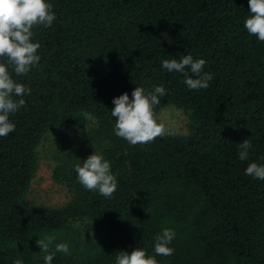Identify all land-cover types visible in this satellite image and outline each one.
Listing matches in <instances>:
<instances>
[{
  "label": "trees",
  "instance_id": "obj_1",
  "mask_svg": "<svg viewBox=\"0 0 264 264\" xmlns=\"http://www.w3.org/2000/svg\"><path fill=\"white\" fill-rule=\"evenodd\" d=\"M46 2L56 20L32 29L39 65L23 76L8 69L30 94L10 115L15 131L0 138V264H45L37 241L48 236L51 264H115L137 248L158 264H264V181L245 175L249 163L264 164V42L244 27L248 0ZM187 54L206 61L207 89L189 90L161 66ZM160 85L157 119L172 103L186 111L188 133L135 146L117 137L113 99ZM66 125L89 126L81 147L110 161L117 191H88L59 163L53 176L68 201L29 203L36 148ZM246 139L252 148L241 161ZM164 228L176 233L168 257L154 252ZM60 243L70 255L55 251Z\"/></svg>",
  "mask_w": 264,
  "mask_h": 264
},
{
  "label": "clouds",
  "instance_id": "obj_2",
  "mask_svg": "<svg viewBox=\"0 0 264 264\" xmlns=\"http://www.w3.org/2000/svg\"><path fill=\"white\" fill-rule=\"evenodd\" d=\"M248 5L250 16L244 21V27L249 35L264 42V0H248ZM55 20L53 5L46 0H0V58H6L8 62L0 63V138H6L15 131L16 125L11 122L10 115L26 106L23 97L30 94V89L17 83L8 69L11 67L17 76H23L39 65L41 57L38 50L41 45L33 42L32 29L37 26L49 28ZM205 64L204 59L194 60L191 54L182 55L179 60L161 61L163 69L168 73H181L184 76L182 82L188 89L197 91L207 89L214 78L211 73L204 72ZM166 94V89L160 85L153 86L151 91L136 87L131 99L127 93L114 98L111 116L115 118V135L133 146L162 138L167 129L164 123L158 121L154 110ZM239 148V159L247 160L248 150L252 148L250 139L240 143ZM74 170L78 182L88 191L98 192L105 198H112L117 191L118 182L111 172L110 161L102 154L94 151L82 164H76ZM245 175L264 181V164L249 163ZM175 235L174 230L164 228L155 237V254L164 257L173 255L174 249L169 245ZM53 240L54 237L48 236L37 241V246L46 254L43 257L45 264H51L54 259L55 253H49ZM55 251L70 255L66 243L57 244ZM13 264H23V260L16 259ZM115 264H158V261L155 256H148L145 250L137 248L131 254L119 252Z\"/></svg>",
  "mask_w": 264,
  "mask_h": 264
},
{
  "label": "rangeland",
  "instance_id": "obj_3",
  "mask_svg": "<svg viewBox=\"0 0 264 264\" xmlns=\"http://www.w3.org/2000/svg\"><path fill=\"white\" fill-rule=\"evenodd\" d=\"M158 120L165 124L167 134L185 136L188 133L189 117L186 111L172 103L159 109ZM89 128L66 125L48 131L35 151L36 168L26 194L27 202L51 207L68 201V188L53 176V167L64 164L75 167L87 159L88 150L81 147V136Z\"/></svg>",
  "mask_w": 264,
  "mask_h": 264
}]
</instances>
